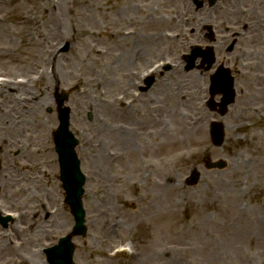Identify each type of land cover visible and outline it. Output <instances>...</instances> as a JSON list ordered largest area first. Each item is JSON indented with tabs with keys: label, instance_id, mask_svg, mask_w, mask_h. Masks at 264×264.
Segmentation results:
<instances>
[{
	"label": "rangeland",
	"instance_id": "374dc122",
	"mask_svg": "<svg viewBox=\"0 0 264 264\" xmlns=\"http://www.w3.org/2000/svg\"><path fill=\"white\" fill-rule=\"evenodd\" d=\"M10 1V6H0V13L3 9L6 11L0 15L8 17L7 30L0 37V77L8 74L29 76L35 70H40L45 58L43 50L39 51L31 34L28 35L27 29L22 26L26 10L37 0ZM61 1L55 0V7L58 8ZM97 2L104 14L108 15L101 25L113 23L116 18L110 11L118 9L119 23L123 19L132 24L138 31L139 41L134 46V52L128 53L127 50L128 64L113 65L116 54L105 57L91 50L92 44L98 41L88 39L87 29L80 26L86 23L82 15L87 11L81 9L78 0L67 1L65 9L73 16L74 30L68 38L52 39L51 44H56L58 49L49 72L54 70L55 77L51 74L47 81L37 85V90L33 91V98L38 94L37 99H32L31 107L26 105L25 121L21 123L20 120V127L16 131H8L0 126V147L5 148V141H8L13 156L22 165L35 162L34 170L46 169L49 174V177L39 174L38 182L25 191L19 189L18 184L7 198H1L6 202L7 209L25 215V218L12 223L8 230L0 234V245L7 242L15 247L0 253L1 257L19 264H48L42 248L70 233L74 226L70 208L64 204L59 174L56 175L59 167L53 142V133L59 124L57 95L67 93L71 129L80 142L77 153L82 161V170L88 177L83 196L88 234L86 238L75 237L72 240L76 246L75 264H241L244 259L250 264H264V108L259 104L264 96V37L257 34L260 38L256 37V44L255 33L253 36L250 33L247 37L238 38L239 43L233 53L225 52L222 45L219 49L221 55L216 54L217 62L225 59L231 67L237 94L234 105L221 118L206 106L210 83L208 73L200 69L185 71L184 55L189 54V50L184 49L187 46L185 39L190 41L192 29L196 28L193 22L187 25V22L168 20L171 14L168 5L157 4L154 0ZM253 10H260L258 15L264 19V0H241L221 5L220 19L207 23L214 25L218 39L229 42L235 32L242 30L241 26L252 16ZM41 13L43 15L40 16H44L47 12ZM165 21L170 24L166 25ZM158 22H164V29L173 32V40L165 39L155 49H145L144 42L146 45L150 42L144 37L155 35ZM181 24L185 28L182 33L186 36L177 40L175 34L179 32L177 28ZM257 29L261 30L260 27ZM37 30L40 29H30L33 32ZM198 42L204 44L203 36L198 35L196 40L191 41L192 45ZM124 44L128 43H119V49L124 48ZM67 46L68 50L65 51ZM79 52L89 56L85 64L92 58H101V64L93 74L99 77L101 92H107L108 108L98 100L95 102L98 104L96 111L86 109V98L79 88H74L76 71L77 74L86 71L76 60ZM256 54L263 56L262 62ZM153 61L169 62L173 65L172 70L157 77L148 94L135 96L137 71ZM58 80L62 85L58 84ZM192 82L201 88L195 104L203 110L202 115L206 120L200 126L195 124V127L189 121L184 124L172 117L175 110L179 114L181 109L183 116L186 111L182 109L184 104L175 109L170 99L176 87L180 90V86L184 85L185 88ZM12 94L5 93L8 102L5 106H10ZM43 94L48 95L45 106ZM121 96L125 98L121 100ZM113 100L118 103H113ZM212 121H220L225 126V142L221 147H215L212 143L209 131ZM175 127L184 132L185 147L181 151L178 148V152L172 155H158L156 147L166 140V133ZM180 136L178 134L177 139ZM93 143L98 144L106 156H110L102 177L96 181L89 178L93 168L87 160V151ZM131 149L134 151L127 154ZM179 154H183L184 160L177 163ZM207 159L225 160L227 168L206 170L204 162ZM43 162L47 164L46 167ZM233 168L239 169L243 179L239 187L229 175ZM194 170L201 174V178L197 184L189 186L185 180ZM169 173L175 178L170 182V186L176 185L174 189L171 187L167 191L155 185L156 180L160 181ZM24 175L32 179L26 171ZM100 187L106 196L100 207L111 215V219H116V226L110 234L107 232L108 222L95 212L99 205L91 200L92 194L95 198L99 196L97 189ZM38 214L40 218L32 222ZM240 214L241 220L234 222V216ZM247 215L257 217L258 221L251 223L249 228L245 223ZM47 221L53 235L45 232ZM17 227L24 233L16 234ZM234 233L246 235V239L254 241L253 246L237 248L239 240L231 237ZM31 239L39 241L33 245ZM121 249L127 252L120 253L113 261L107 262L101 257L106 253L115 254ZM19 257H22L21 261Z\"/></svg>",
	"mask_w": 264,
	"mask_h": 264
},
{
	"label": "bare ground",
	"instance_id": "6f19581e",
	"mask_svg": "<svg viewBox=\"0 0 264 264\" xmlns=\"http://www.w3.org/2000/svg\"><path fill=\"white\" fill-rule=\"evenodd\" d=\"M54 1L55 0H37L34 5H32L28 10H26V13L24 16V24H22V26H24L27 29L28 35L31 34V39L34 40L33 43L39 49V51L40 49L43 50L45 58L40 67V71L35 70L33 73L29 74L30 77L28 78L26 83L28 87L29 85L32 86V89L31 87H29V89H26L25 92L17 90L16 86L20 83V81H18L17 79L20 78V76H18L17 78H15L16 76L10 77L11 78L10 84H7L6 86L4 85L1 86L2 88L0 89L2 93L0 92V126L4 127L5 130L16 131L20 127V124L25 121V111L27 110L26 105H29L31 107L32 99H37L38 94H36V97L33 98L34 96L33 91L37 90L36 85L44 83V81H47V79H49L51 74L55 77L54 70H52L51 73L49 72L50 64H52V61L55 59V57H57V49H58L56 44H51L53 43L52 39L53 38H68L71 36L70 35L71 31L74 30V26L72 22L73 16H70L68 14V11L65 9L68 0H62L60 4H58V8L57 6L55 7ZM107 1H111V0H107ZM78 2L81 3V9L82 10L84 9L85 11H87L85 13L81 11L79 12L81 15L83 13L82 16L86 20V23L80 26H82V28L84 27L87 29L86 36L88 37V39H91L92 42L98 41L92 44L91 50L96 51L97 53L105 57H108V56L111 57L112 54H116V56H114L115 61L113 65L116 64L119 66L123 63L128 64L130 61L126 57L127 50L129 51L128 53H131L132 51L134 52L135 50L134 46L139 41L138 32L134 34V32L132 31L134 28L133 25L127 23V21L123 19H121V23H119V10L118 9H113L112 11H110L113 14V17L116 18V20L113 23L111 24L105 23L104 25H101L104 18L108 17V15L104 14L105 13L104 10H101V7L98 4L97 0H78ZM10 4H11L10 0H0V6H4V7L10 6ZM128 6L129 5H127L126 7ZM43 11L47 12L46 15L40 16V15H43V13H41ZM4 12L6 11H4L3 9V11L0 14ZM72 14L74 13L72 12ZM41 17H45V18L42 19ZM7 18L8 17L0 15V37L3 36V34L7 30L6 28L7 22H8ZM173 19L175 18L173 17ZM146 22L148 24L150 23L149 20H146ZM165 23L166 25L170 24L168 21H165ZM165 23L158 22L159 25L156 26V29H155L156 33L153 37L150 35H147L144 37V40H147L150 42L148 45H146L147 43L144 42L145 49H147L148 47L155 49L158 45L162 44L163 40L168 38L167 30H165L164 26H162V24L164 25ZM80 26L78 28H80ZM30 29H33V30L40 29V30L33 32V31H30ZM41 30L43 31V33L41 32ZM121 42L128 43V44L122 45L124 47L122 48L123 51L122 49H119V43ZM103 47H105L104 50H101V48ZM144 47H143V50L145 51ZM143 50L140 48V51L142 53H143ZM256 56H258L257 59H260V61L262 62L263 56H259L257 54ZM42 57H43V54H42ZM88 57L89 56L84 55L80 52L77 53L76 60L79 62L78 65H80V67L82 66L83 68H85L86 71L84 74L83 73L77 74L78 71H76L75 78H74L75 80L74 88H79L82 91L81 92L82 95L86 98V100H84L86 109L96 111L98 108V104L95 102H97L98 100L101 101V103L106 104L108 108L109 102L107 100L108 99L107 92L104 94L101 92V90L99 89L100 88L99 77L97 74H93L95 70L98 69V65L101 64V58L99 57L92 58L91 61L85 64L86 59ZM58 84L62 85V83H59V80H58ZM179 84H178V87H179ZM180 88L181 89L179 90L176 87V90H174L171 93L170 99L172 102V106L175 107V109L177 106L181 107L184 104L182 109L186 111V114H184L183 116L181 109L179 110V114L175 110L172 117H176V119L181 120V122L184 124L186 123V121H189L192 127H195V124L200 126V123H201L202 125L206 121L204 120L205 117L202 115L203 110L201 108H198L195 104L196 103L195 101L197 99L196 95H198L201 88L198 85H196V83L194 82L190 83L188 86H185V88H184V85L183 87L180 86ZM5 92L13 93L11 95L12 100L10 99L9 101L10 106H5V103H8L6 99L7 98L6 95L3 94ZM42 96L44 98L43 103L45 106L48 104V95L43 94ZM102 97L103 99H101ZM112 102L115 104L118 103L116 100H113ZM259 104H262L264 108V96L261 97V99L259 100ZM255 112L260 113L259 110H255ZM20 120H21V123H20ZM199 131H201V128L199 129ZM177 133L182 135L180 136L179 139H177V135H178ZM125 137L127 139L130 138L128 136H125ZM165 139L166 140L163 143H161L159 146L156 147L157 149L156 151L158 155L160 154L172 155L176 153L178 148H181L179 150L181 151L185 147L186 138H184V132L180 131V129H177V127L172 128L170 133L168 131L165 135ZM131 151H134V150L131 149L127 154H129ZM87 153L89 154V156L87 157V160L89 162L90 167L93 168L91 172L89 173L90 175L89 178L96 181L100 176L102 177L104 166L108 164L109 162L108 157L110 158V156L109 155L106 156L104 152H101L99 145L98 144L96 145L95 143L92 144L91 149L88 150ZM176 160H177V163L179 161H183L184 160L183 154L181 155L179 154L178 157H176ZM54 162H56L55 158H54ZM262 162L264 163V159ZM34 163L35 162H33L32 164L28 163V165H25V166L22 165L21 169H25L26 167L33 168V165H36ZM30 171H33V170L30 169ZM230 172L231 173L229 175L230 177L234 178V184L237 187L241 186L243 179L240 176L239 169L233 168ZM34 175L36 174L32 173V176ZM171 179L175 180L174 176H171L170 173L166 174L165 178L161 179L160 181L156 180L155 185L158 187H163L167 191H169L171 187L172 189L176 187V185L170 186ZM97 193H99V196L95 198L94 194H92L91 200H92V203L94 204L96 203L97 205H99L95 208V212L98 217H101V218L103 217V219L108 222L107 227L109 228V231L107 232L110 234L113 232L112 231L113 227L116 226V222H115L116 219L115 218L111 219L110 217L111 215H108L107 211L103 210L100 207V204H102V202L106 199L105 191L100 187L97 189ZM263 205H264V201H263ZM233 209L239 210L237 207H233ZM54 214L55 213H53V216H55ZM241 214L240 216H234V222L235 221L239 222L241 220ZM59 216H60V219H62L61 218L62 213H60ZM38 218H40L39 214L36 216V218L32 219V222L33 220L36 221ZM245 218H246L245 223L247 224L246 226L248 228L251 226V223L256 224L258 222L257 217L252 218L247 215ZM33 225L34 223L30 226V228L33 227ZM48 225H49V222L47 221L45 223V232L50 234L51 231L49 230V228L51 226L49 227ZM121 225L122 223L119 220V226ZM2 232L4 231L0 230V234H2ZM23 232L24 231L20 230L19 227H17L15 230L16 234H21V233L23 234ZM50 235H53V233H51ZM231 237L239 240L237 248L238 247L239 248L240 247L251 248V246H253L252 242L254 241L246 239V235H244L243 233L241 235H237L234 233V235ZM31 243L34 245L38 242L36 240L31 239ZM12 248H15L12 243L4 242L3 245H0V253L10 251ZM35 254H38V253H35ZM1 255H0V264H19L18 262L16 263L15 260H8L6 258L4 259L1 257ZM117 256L115 257V259L117 258ZM101 257L107 260V262L115 260L114 257L108 253H106V255H102ZM21 259L22 257L18 258L19 261H21ZM241 264H250V263L248 262L247 259H244V261Z\"/></svg>",
	"mask_w": 264,
	"mask_h": 264
},
{
	"label": "water",
	"instance_id": "95a60500",
	"mask_svg": "<svg viewBox=\"0 0 264 264\" xmlns=\"http://www.w3.org/2000/svg\"><path fill=\"white\" fill-rule=\"evenodd\" d=\"M200 53L195 52L191 57L194 61ZM205 62L209 65L213 63V55L211 52L205 54ZM233 84L232 81L227 78H222L221 82L217 79L214 80L212 94L223 93L225 98L223 100V110L222 114L225 113V107L233 102L234 93L232 91ZM65 98L60 99V104L62 105ZM210 106L213 108L212 103ZM61 127L56 134V145L57 151L60 154V162L62 169V180L64 182V187L67 190V203L72 207L74 216L76 218V233L85 234L84 225V211L82 208L81 196L83 194L82 186L84 184L83 176L80 172L79 161L77 160L74 152V148L77 145L76 141L71 140V133L69 132V110H61L60 114ZM212 128V138L215 145H221L224 138V130L222 125L213 123ZM207 167L212 168H223L225 163H211L207 162ZM198 174H194L189 180L190 184H194L198 181ZM73 250L74 246L71 244L70 240H63L59 246L47 251L49 264H74L73 263Z\"/></svg>",
	"mask_w": 264,
	"mask_h": 264
},
{
	"label": "flooded vegetation",
	"instance_id": "af4514ba",
	"mask_svg": "<svg viewBox=\"0 0 264 264\" xmlns=\"http://www.w3.org/2000/svg\"><path fill=\"white\" fill-rule=\"evenodd\" d=\"M153 1V0H147ZM157 4L168 5L170 7V11L172 12V16L175 19H182L185 17L192 18L195 22L198 23L201 28H203L204 22L213 20V18H219L220 14L218 12L213 13L212 9L215 8L219 3H225L226 0H218L214 7H209V2L205 0L204 6L208 7V12H204V8L197 9L194 5V0H154ZM256 16H250V23L254 22L259 23L253 25V33H257L260 35L264 34V29H262V17L258 14L260 10L256 11ZM249 26L247 25V28ZM260 27L261 30L257 28ZM216 39L214 43L216 44ZM10 144L8 141H5V148L0 147V202L2 204H6L4 200L1 198H7L10 195V191L16 187L19 183H22V177L25 173V169H21L19 165V160L17 158L12 157V153L10 150ZM17 178V179H14ZM18 182V183H17ZM23 192V191H22ZM7 206V204H6Z\"/></svg>",
	"mask_w": 264,
	"mask_h": 264
}]
</instances>
